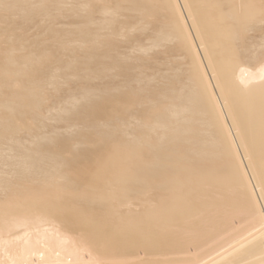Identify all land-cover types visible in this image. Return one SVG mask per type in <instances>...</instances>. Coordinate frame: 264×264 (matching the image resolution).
<instances>
[{"label": "bare ground", "instance_id": "1", "mask_svg": "<svg viewBox=\"0 0 264 264\" xmlns=\"http://www.w3.org/2000/svg\"><path fill=\"white\" fill-rule=\"evenodd\" d=\"M179 2L0 0V264H264V0H181L212 81Z\"/></svg>", "mask_w": 264, "mask_h": 264}, {"label": "rangeland", "instance_id": "2", "mask_svg": "<svg viewBox=\"0 0 264 264\" xmlns=\"http://www.w3.org/2000/svg\"><path fill=\"white\" fill-rule=\"evenodd\" d=\"M179 1H180V2H179ZM178 2H179L178 5H180L179 7L181 8V6H182V9H181V10H182V12H184L185 10H184V7H183V4H182L181 0H178ZM185 13H186V12H184V14H183L184 16L187 15V14H185ZM185 17H186L185 20L189 22L190 20H189L188 16H185ZM187 18H188V19H187ZM188 22H186V24L188 25V27H189V29H190V28H192V27H191L192 24H191V21H190L189 23H188ZM190 24H191V25H190ZM189 31H191V35H192V37L194 38V42H195V46H196V48H197L196 50L198 51V55H200V58L202 57L201 60H202V65H203V64L206 63V62H205V60H203V59H204V57H203V53H202V51H201V47L199 48V43H198V41H197V38H195L194 30H193V28H192V30L190 29ZM203 67H204V70L206 69L207 74H210V73H209V68H207V64H204ZM210 77H211V78H210ZM246 77H247V76H246ZM209 78H210V80L212 79L211 74L209 75ZM212 80H213V79H212ZM212 80H211V81H212ZM212 83H213V82H212ZM215 88H216V87H214V89H215ZM212 89H213V86H212ZM215 90H216V93H217L216 95H218V91H217V89H215ZM214 92H215V91H214ZM217 98H218V100H219V102H220V107L222 106L221 109H222V112H224L223 114L226 115L227 112L225 111V109H223V108H225V107H223L224 105H223L222 100L220 99V96H218ZM224 117H225V119H227L226 122L229 121L228 115H227V117H226V116H224ZM226 126H227V125H226ZM228 126L230 127V124H229V123H228ZM230 130H231V131L233 130L232 126L230 127ZM233 132H234V130L232 131V133H233ZM233 136H234V138H235L236 135L233 133ZM235 140H237V139L235 138ZM236 144H237V141H236ZM238 149H240L239 146H238ZM241 152H242V151L240 150V156L243 154V153L241 154ZM242 156L244 157V155H242ZM242 156H241V157H242ZM243 157H242L243 161H246V159H244ZM243 161H242V162H243ZM245 163H246V162H244V164H245ZM245 165H246V164H245ZM239 221L242 222V220H240V219H239ZM239 221L235 220L234 222H237V223H238ZM241 222H240L239 224H242V223H243V222H242V223H241ZM243 224L245 225V223H243ZM233 225H234V223L231 225L232 227L230 226V227L232 228V229H230L231 231H235L236 229L238 230V226H239V228H240V227L242 228V227L244 226V225H243V226H240V225H238V224H235V226H237V228H234ZM246 225H247V224H246ZM245 227H246V226H245ZM241 228H240V229H241ZM243 228H244V227H243ZM194 250H195V249H191V253L188 252L191 256H190L189 254L186 253L187 258H191V257L197 255V252H198V251H197V250L194 251ZM189 251H190V250H189ZM189 256H190V257H189Z\"/></svg>", "mask_w": 264, "mask_h": 264}]
</instances>
